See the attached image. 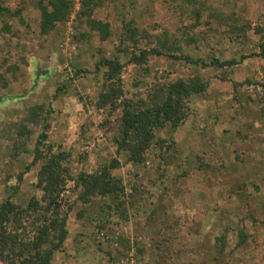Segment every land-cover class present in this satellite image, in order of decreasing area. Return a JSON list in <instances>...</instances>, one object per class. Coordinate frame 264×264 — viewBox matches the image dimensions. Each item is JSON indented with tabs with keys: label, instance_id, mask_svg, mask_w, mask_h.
<instances>
[{
	"label": "rangeland",
	"instance_id": "rangeland-1",
	"mask_svg": "<svg viewBox=\"0 0 264 264\" xmlns=\"http://www.w3.org/2000/svg\"><path fill=\"white\" fill-rule=\"evenodd\" d=\"M55 1L0 0L9 11L0 15V205L38 208L19 230L25 243L39 234L34 216L53 217L39 186L53 148L69 156L60 215L68 234L53 264H264V0H65L69 13L45 22ZM164 38L205 64L169 54L131 63ZM104 59L124 66L128 98L182 79L207 84L188 99L182 125L156 131L143 163L118 150L122 108L101 101ZM113 160L116 192L84 203L76 179Z\"/></svg>",
	"mask_w": 264,
	"mask_h": 264
},
{
	"label": "trees",
	"instance_id": "trees-1",
	"mask_svg": "<svg viewBox=\"0 0 264 264\" xmlns=\"http://www.w3.org/2000/svg\"><path fill=\"white\" fill-rule=\"evenodd\" d=\"M82 1L83 7L91 5V0ZM55 2L58 7V9L57 7L55 8V13L48 14L46 9H44L45 22L57 21V19L61 20L71 10L69 2L65 0H56ZM91 10L88 12H91ZM4 12L9 11L0 7V15ZM60 12L61 16L59 15ZM85 15L89 16L88 13H85ZM91 25L94 29L97 27L101 29L95 22H91ZM102 31L103 29L100 30V33ZM129 31L130 41L134 43L135 47V44L139 43L140 31L132 27ZM262 48L260 56L264 58V47ZM175 50L177 48L173 43L164 38L161 45L148 50L144 48L139 54H133L131 63L141 65L146 63L150 56L160 57L169 54L176 61H182L187 64H205L203 60H196L187 55L177 54ZM251 57L252 55L242 57L240 61H220L214 59L211 61V64L220 68L232 67ZM103 67L108 69L107 76L109 83L105 85L101 101L105 104H113V108H122L120 137L117 139L118 150L130 153V160L134 163H143L145 161L146 153L155 141L157 130L167 127L176 130L186 121L190 113L188 99L193 95L203 93L207 88V84H204L200 78H189L187 80H179L176 83L156 85L154 89L148 92L146 99L143 97L128 98L123 94L121 78L119 77L124 66L119 61L104 59L97 65L98 71ZM120 100L121 103L119 104L118 101ZM20 136L23 135L20 133ZM47 138V130H44L38 139L31 166L39 162L40 155L42 154L40 147ZM23 146L24 143L22 144ZM50 150L52 153L41 170L39 186L46 193V198L49 200L47 209L52 212L53 217L51 215L50 218L47 216H34L33 220H35V224L39 225V234L33 236L31 241L25 243V240L22 239L23 236L19 234V230L22 233L26 230L24 228L25 219L30 218L31 213L34 215L38 208L27 207L21 209L10 199L1 204L0 262L2 264H53L55 253L60 250L67 239V215L64 217H60V215L63 213L61 193L64 192L66 177L69 175L68 169L63 168V164L69 156L66 152L57 154L53 153V148ZM118 167V160H113L111 165L106 166L99 173L81 174L76 179V187L84 189L81 193L84 203L89 202L97 194L110 195L114 193L117 187L113 186L114 179L110 171ZM21 178H23V175H21ZM239 237L240 246L247 242L248 237L244 230H240ZM222 241L224 242L222 246L224 250L226 248V238L223 237Z\"/></svg>",
	"mask_w": 264,
	"mask_h": 264
}]
</instances>
